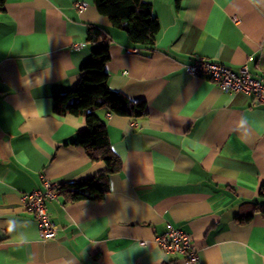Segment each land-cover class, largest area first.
Wrapping results in <instances>:
<instances>
[{"label":"crops","instance_id":"obj_1","mask_svg":"<svg viewBox=\"0 0 264 264\" xmlns=\"http://www.w3.org/2000/svg\"><path fill=\"white\" fill-rule=\"evenodd\" d=\"M148 1L161 23L153 47L132 43L94 0L0 10V264H185L155 242L169 224L191 234L197 264H264V216L237 219L263 201L264 105L184 68L205 57L262 78L264 0ZM91 30L109 42V85L147 114L100 110L123 167L103 199H49L57 236L42 241L23 194L42 174L66 187L106 167L77 143L84 116L54 109L80 80Z\"/></svg>","mask_w":264,"mask_h":264},{"label":"trees","instance_id":"obj_2","mask_svg":"<svg viewBox=\"0 0 264 264\" xmlns=\"http://www.w3.org/2000/svg\"><path fill=\"white\" fill-rule=\"evenodd\" d=\"M179 3L180 0H177ZM6 0H0V10ZM100 13L106 15L113 26L125 31L130 41L137 45L153 47L161 32L159 18L154 15L152 3L148 0H94ZM98 31H89L88 40L93 43L90 57L80 67L81 77L72 90L55 95L54 109L60 115L84 116L86 127L79 132L78 144L84 147L92 161L102 160L105 169L94 177L62 186L60 191L69 200L103 199L108 192L109 177L123 167V160L117 154L109 138L106 121L100 110L131 118L147 114V104L143 100H131L109 85L107 63L111 58L109 42ZM91 109V112H87ZM259 193L263 201L247 205L248 211L238 215L240 222L246 223L255 213L264 216V182Z\"/></svg>","mask_w":264,"mask_h":264},{"label":"built area","instance_id":"obj_3","mask_svg":"<svg viewBox=\"0 0 264 264\" xmlns=\"http://www.w3.org/2000/svg\"><path fill=\"white\" fill-rule=\"evenodd\" d=\"M80 10L85 9L86 2L76 4ZM237 19V18H235ZM140 52L139 49H135ZM185 71L191 75H200L213 80L219 87L226 91H244L253 95L257 104L264 105V76L255 78L247 65L240 66L236 71L231 67L217 61L198 57L195 61L184 65ZM87 112H91L88 109ZM43 187L23 194V201L31 211L39 226V235L42 241L54 239L57 236V224L47 208L49 199L58 196L62 182L48 179L41 175ZM155 242L166 252H176L184 256L185 264H197L199 251L193 237L186 231L169 224L168 230L155 236Z\"/></svg>","mask_w":264,"mask_h":264}]
</instances>
